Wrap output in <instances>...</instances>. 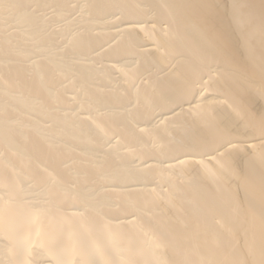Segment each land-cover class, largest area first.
<instances>
[{
    "label": "bare ground",
    "instance_id": "1",
    "mask_svg": "<svg viewBox=\"0 0 264 264\" xmlns=\"http://www.w3.org/2000/svg\"><path fill=\"white\" fill-rule=\"evenodd\" d=\"M0 264H264V0H0Z\"/></svg>",
    "mask_w": 264,
    "mask_h": 264
}]
</instances>
